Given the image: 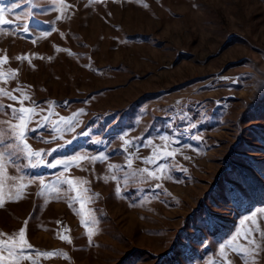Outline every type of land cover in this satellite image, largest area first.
I'll return each mask as SVG.
<instances>
[{
  "label": "rangeland",
  "instance_id": "rangeland-1",
  "mask_svg": "<svg viewBox=\"0 0 264 264\" xmlns=\"http://www.w3.org/2000/svg\"><path fill=\"white\" fill-rule=\"evenodd\" d=\"M0 5H19L5 13L12 23L0 25V60L8 58L0 63V87L18 97L14 90L22 88L46 110L42 115L49 105L63 117L84 110L79 126L63 139L45 143L53 135L46 127L30 133L29 144L50 153L44 157L49 163L77 153L107 157L68 172L9 166L8 174L24 176V182L44 177L52 183L63 172L86 180L88 195L98 194L70 206L76 191L61 185L62 198L56 192L41 196L37 182L11 201L7 182L0 238L28 221L33 248L21 264H221L220 246L245 227V217L264 208V0ZM0 103L14 102L0 97ZM9 119L11 109H0V129L7 131L2 122ZM166 144L177 155L159 159ZM149 158L155 163H146ZM158 164L175 165L172 179H146L139 172ZM89 210L98 221L91 242L81 223ZM228 257L242 264L231 251ZM256 261L264 264V251Z\"/></svg>",
  "mask_w": 264,
  "mask_h": 264
},
{
  "label": "snow or ice",
  "instance_id": "snow-or-ice-1",
  "mask_svg": "<svg viewBox=\"0 0 264 264\" xmlns=\"http://www.w3.org/2000/svg\"><path fill=\"white\" fill-rule=\"evenodd\" d=\"M58 3L61 7H64V0H58ZM15 7L13 6H2L0 5V25L10 24L11 20L5 19V13L12 12ZM147 7V5H145ZM59 18V17H58ZM25 32L28 31L27 25L23 29ZM21 59V57H17ZM8 60L7 57H4L0 60V63H6ZM3 74H0L2 76ZM9 78L15 79V73H9ZM4 83H7V80H4ZM14 91L20 92L21 96H16L13 94V91L5 90L3 87H0V97L7 98L13 101V104L4 105L0 103V109L5 107L11 109V119L3 121L4 125H7V131L0 129V145L3 147L0 148V207L4 205V195H5V184L11 182L8 185V199L11 201H18L24 197V189L34 183L39 184L40 191L37 195L43 196L46 192H56L57 199L62 198L60 193V186L67 185L69 190L76 191L77 196L69 198L70 206L77 201H80L83 205V202H91L98 197V194L88 195L90 192L89 188L82 187V185L87 184L86 180L80 178H71L65 176V174L59 173L57 178L52 183H46L44 177L28 178L26 182L24 176H15L8 174L9 166H14L17 171L22 167L38 168L40 166H47L50 168L62 167L65 172H68L70 168H83V161L88 163H95L97 160L103 161L107 159L103 154L99 156H89L87 153H77L76 155L69 156L63 159H57L54 163H49L45 160V156L50 153H45L43 150H34L29 144L30 133H36L39 129L49 128L53 133L51 140H45V143H51L54 140H61L64 137L65 133L74 132L75 129L79 126V116L83 113V109L79 112L73 113L71 116L63 117L59 116L55 112L54 106L49 105L47 109L48 115H42L46 110L39 108V105L35 103L34 100L22 89L18 88ZM26 102L27 106H26ZM15 104H19V107H16ZM57 116L58 118L53 120L52 116ZM39 117V119H37ZM35 123V127L31 125ZM195 127V125H192ZM87 135V133H85ZM75 137H73L74 139ZM43 139V137H41ZM162 140H167L166 137H161ZM194 139L200 140V136L194 137ZM11 141V142H9ZM72 141L67 140L65 144H70ZM125 144H130V141H125ZM64 145H58V147H63ZM167 144L164 145L162 153H158L159 159H168L174 158L177 155V150H167ZM53 149L52 151H55ZM127 150V149H126ZM23 157L27 161L26 165H20L17 161ZM188 159V157H185ZM146 163H155L154 158H149L145 161ZM132 159H128V166L131 167ZM115 167L111 166L110 168ZM175 165L167 164H158L154 171H150L145 168L139 170L140 173L146 174V179L152 180H167L172 179L169 174ZM185 171V169H180ZM136 172L131 173V175H136ZM112 179H116V176L113 175ZM157 188H162V185L157 183L155 185ZM117 193L120 192L119 187L116 189ZM78 215H83V211L77 213ZM28 221H25V227H22L17 233H14L12 236H9L7 239L0 238V264H21L22 261L30 258V252L33 248L31 244L28 243L26 239V225ZM82 224H86L88 230L87 235L89 242H91L92 237L95 235L97 229L98 221L91 210L88 213L87 221H81ZM245 227L238 229L237 232L231 236L224 244L220 246L219 255L221 264H233V261L228 257V252L231 251L236 257L241 258L242 264H257L256 257L260 252L264 251V247L261 246V242H264V208L259 210H254L247 217L244 218ZM2 235V234H0ZM257 235L259 236L260 242L257 241ZM18 237V238H17ZM63 240L71 243V239L68 236H61ZM243 241V242H241ZM39 252V250H36ZM43 256L52 257L54 255H64L65 253L61 252H43ZM32 264H36L35 261H32ZM215 264V261H213Z\"/></svg>",
  "mask_w": 264,
  "mask_h": 264
},
{
  "label": "built area",
  "instance_id": "built-area-1",
  "mask_svg": "<svg viewBox=\"0 0 264 264\" xmlns=\"http://www.w3.org/2000/svg\"><path fill=\"white\" fill-rule=\"evenodd\" d=\"M133 147H136V146H132V145L128 144L129 149H132Z\"/></svg>",
  "mask_w": 264,
  "mask_h": 264
},
{
  "label": "bare ground",
  "instance_id": "bare-ground-1",
  "mask_svg": "<svg viewBox=\"0 0 264 264\" xmlns=\"http://www.w3.org/2000/svg\"><path fill=\"white\" fill-rule=\"evenodd\" d=\"M130 145H132V146H136V144H135V143H131ZM127 147H128V145H127Z\"/></svg>",
  "mask_w": 264,
  "mask_h": 264
}]
</instances>
